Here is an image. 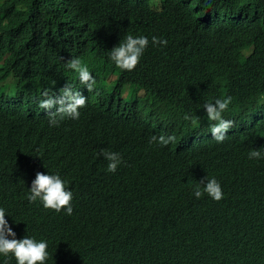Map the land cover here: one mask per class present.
I'll use <instances>...</instances> for the list:
<instances>
[{
	"label": "trees",
	"instance_id": "16d2710c",
	"mask_svg": "<svg viewBox=\"0 0 264 264\" xmlns=\"http://www.w3.org/2000/svg\"><path fill=\"white\" fill-rule=\"evenodd\" d=\"M127 35L149 40L132 71L110 59ZM66 84L86 105L50 126L42 93ZM227 96L234 126L217 143L203 105ZM102 150L119 153L115 173ZM251 150L264 154V0H0V208L17 237L47 239L63 263H173L192 248L195 264H264V157ZM37 172L72 188V215L34 222L21 200ZM206 177L219 202L194 196Z\"/></svg>",
	"mask_w": 264,
	"mask_h": 264
},
{
	"label": "clouds",
	"instance_id": "9594fccd",
	"mask_svg": "<svg viewBox=\"0 0 264 264\" xmlns=\"http://www.w3.org/2000/svg\"><path fill=\"white\" fill-rule=\"evenodd\" d=\"M167 43V40H160L155 36L152 38L153 46L166 47ZM148 44L149 40L146 37L134 38L132 35H127L123 43H119V46L111 50L110 59L117 68L132 71L139 64ZM66 67L78 74L79 82L87 88L88 92L94 91L96 80L79 58L68 60ZM42 96L44 98L40 101L39 107L48 112L50 126H58L59 121L66 117L79 119L80 112L78 110L86 105L87 100L80 91H73L67 84L61 89L59 96H50L47 91H44ZM231 103L232 97L227 96L215 99L214 103L203 105V108L206 109L207 119L215 122L212 124L210 132L217 143H223L226 133L234 126V122L226 118ZM53 108L56 109L54 112L51 111ZM246 114L255 116L252 111L246 110ZM185 119L190 120L191 117L185 116ZM175 142L174 135H160L159 137L153 135L149 141V143H156L162 147ZM101 154L109 161L107 171L115 173L121 163L119 153L102 150ZM262 157L264 154L260 150H251L248 154L249 159H261ZM205 179L206 183L202 180L193 189L194 196L200 199L207 194L214 201L222 200L224 194L220 183L215 178L208 179L206 177ZM26 190L28 192L27 195H23L21 206L24 209L32 207L36 224H40L42 213L50 220L56 219L62 210L67 215H72L75 201L74 192L71 187L65 186L58 174L50 175L37 172L31 187ZM3 197L4 195L0 198V202H4ZM88 198L91 200L90 203L95 205L98 203V199L94 196L89 195ZM14 224L11 213L0 208V264H50L52 259L57 264H81L80 261L73 260V258L63 263L62 253L43 237L34 238L25 234H19L17 237ZM180 254L182 258L177 259L178 262H164L163 264H195L192 248L185 249Z\"/></svg>",
	"mask_w": 264,
	"mask_h": 264
},
{
	"label": "rangeland",
	"instance_id": "374dc122",
	"mask_svg": "<svg viewBox=\"0 0 264 264\" xmlns=\"http://www.w3.org/2000/svg\"><path fill=\"white\" fill-rule=\"evenodd\" d=\"M114 80H117V77L116 76H114L113 78H112V81H114ZM129 93V91L128 90H125V98H126V101H131L132 102V99L130 98V97H128V94ZM144 93V92H143ZM138 96H141V94L140 93H138L137 94ZM134 101H135V99H134ZM141 101V100H140ZM142 103H143V101H141Z\"/></svg>",
	"mask_w": 264,
	"mask_h": 264
}]
</instances>
